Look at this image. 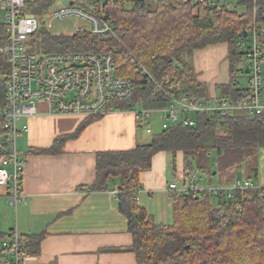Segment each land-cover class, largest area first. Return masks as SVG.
I'll use <instances>...</instances> for the list:
<instances>
[{
    "label": "trees",
    "instance_id": "trees-1",
    "mask_svg": "<svg viewBox=\"0 0 264 264\" xmlns=\"http://www.w3.org/2000/svg\"><path fill=\"white\" fill-rule=\"evenodd\" d=\"M187 2L137 0L105 7L125 47L117 55L119 63L125 61L124 55L128 53L136 60L126 62L118 74L133 78V104L142 100L145 109L165 105L161 97L153 95L152 90L142 84L138 64L158 81L173 87L179 95L208 98L206 86L196 79L193 53L215 44L228 47L229 83L217 87L220 96L237 101L246 93L247 89L237 88L239 76L247 78L244 53L237 44L241 31L252 26L251 0L230 4L235 8L244 5L243 12L228 9L224 3L213 7L207 2L196 6ZM261 2L264 0L258 4ZM48 7L50 2L42 1L24 10L40 22L37 33L29 40L33 52L48 54L74 50L103 54L116 46L110 39L102 40L86 33H49L43 19ZM260 25L264 27V19ZM3 29L0 24V34ZM7 72L8 64L0 58V108L6 102L4 78ZM120 108L128 110L130 107L122 104ZM96 118L86 119L68 138H75ZM152 123L153 117L149 126ZM151 135L147 144L136 145L128 151L96 152L95 180L88 188L89 192L115 191L116 208L126 218L132 238L131 246L124 250L136 255V264H264V194L259 190L235 191L231 199L223 201L208 190L189 195L172 194L171 226L156 225L135 200L139 176L150 170L152 157L159 152L171 155V171L175 176V156L181 153L182 177L198 170L208 179L214 174L230 185L242 165H249L256 152L264 148V111L254 117L237 112L223 120L201 117L193 128L174 126L158 133L151 132ZM68 138L57 139L51 149L43 152H56ZM252 171L255 172L254 167ZM3 238L0 237V242ZM21 239L22 243L26 242L22 236ZM37 240L34 239V245Z\"/></svg>",
    "mask_w": 264,
    "mask_h": 264
},
{
    "label": "built area",
    "instance_id": "built-area-1",
    "mask_svg": "<svg viewBox=\"0 0 264 264\" xmlns=\"http://www.w3.org/2000/svg\"><path fill=\"white\" fill-rule=\"evenodd\" d=\"M42 1L50 2L44 24L53 21L76 19L82 25L73 34H90L102 40L110 39L116 43L108 52H54L42 54L33 52L29 45L31 36L39 29V19L25 14L28 6ZM137 0H0L3 13V32L0 34V58L8 64L5 75L6 102L0 108V187L7 191L8 203L16 207L23 199L21 179L24 168L22 154L17 149V138L28 131L26 125L18 127L22 118L29 119L40 113L39 105H46L51 114L81 116L85 119L104 116L110 111H131L139 120L138 125H146V133L154 114L160 115L162 130L174 126L193 128L198 118L226 119L237 112L248 117L260 115L264 111L261 93L264 86V73L261 63L264 57V3L251 0L252 26L241 31L238 48L244 53V67L247 71L248 88L240 100L232 101L221 96L198 98L194 95H179L167 83L158 81L138 64L137 72L142 84L152 90L153 95L165 101L162 108L145 109L143 101L132 103L135 95V82L128 76H120L121 66L136 61L131 54H125L123 63L117 55L125 47L119 39L112 20L105 11L107 5L132 3ZM190 6L208 3L219 7L224 3L234 9L231 0H187ZM239 0H234L236 3ZM233 3V2H232ZM238 3V2H237ZM244 5H237L238 12ZM46 26V25H45ZM72 35V34H70ZM129 105L121 110L120 105ZM216 167V163L212 164ZM204 173L195 170L182 177L180 184L168 185L169 194H195L208 190L219 200H229L233 192L259 190L251 179L235 180L226 186H204ZM140 191L137 187L136 193ZM21 236L16 231L9 232L0 242V264H27Z\"/></svg>",
    "mask_w": 264,
    "mask_h": 264
},
{
    "label": "crops",
    "instance_id": "crops-1",
    "mask_svg": "<svg viewBox=\"0 0 264 264\" xmlns=\"http://www.w3.org/2000/svg\"><path fill=\"white\" fill-rule=\"evenodd\" d=\"M227 55L226 44L210 45L193 53V70L196 79L206 86L208 98L219 97L217 87L229 83ZM261 67L264 73V57ZM237 88L247 89L246 76H239ZM261 101L264 103V86ZM39 108V114L17 123L18 127H28L17 138V149L24 160L23 199L16 207L11 206L7 190L0 187V237L11 231L22 236L26 240L23 246L27 264H136V255L124 250L131 246L132 238L126 218L116 208L115 191L89 192L88 188L95 180L96 152L131 150L147 144L146 136L151 133L138 127L133 112L110 111L96 116L75 138H68L86 119L51 114L46 105ZM63 137L68 139L56 152H43ZM256 153V160L252 159L246 168L252 171L251 164L255 165L253 177L264 187V148ZM168 156L159 152L152 157L150 170L139 176L140 191L135 199L159 226L172 225V197L167 187L182 181V154L175 156L176 176L168 171ZM215 178L205 177L202 183L211 185ZM248 178L247 174L244 179ZM235 180L242 179L236 175L230 184ZM222 181L217 177V186L227 185ZM35 238L37 245L33 243Z\"/></svg>",
    "mask_w": 264,
    "mask_h": 264
},
{
    "label": "rangeland",
    "instance_id": "rangeland-1",
    "mask_svg": "<svg viewBox=\"0 0 264 264\" xmlns=\"http://www.w3.org/2000/svg\"><path fill=\"white\" fill-rule=\"evenodd\" d=\"M232 2H234V0H231L229 1L228 3L231 4ZM243 9L240 8L239 12L242 11ZM0 24H3V13L2 11H0ZM45 28L46 30L51 33V34H54V35H70L76 31L77 28H79L81 25H82V22L81 21H78L76 19H66L64 21H53L51 22L50 24L47 22H45ZM145 127L146 125L142 126L140 129L142 130H145ZM149 128L151 127V129L153 130V133L156 132H160L161 131V124H160V115L159 114H154L153 115V123H152V126H148ZM152 136V135H151ZM151 136H146L147 139H145L146 142H149L150 139H151ZM169 156V170L171 172V160H172V157L170 154H168ZM253 159V158H252ZM213 160V159H212ZM256 160V158H255ZM251 159L249 160V164L251 163ZM251 165L254 166L255 168V165L252 163ZM247 167V163H244L242 165V168L241 170L237 173V176L240 178V179H244V177H246V175L248 174L249 176V179L252 180L253 184L255 186H257V181H255L254 177H253V173L252 171L250 170V168H246ZM246 169V170H245ZM243 170V171H242ZM216 177L215 179H212V182H211V187H217V176H214ZM204 183L207 184V181L205 180Z\"/></svg>",
    "mask_w": 264,
    "mask_h": 264
}]
</instances>
